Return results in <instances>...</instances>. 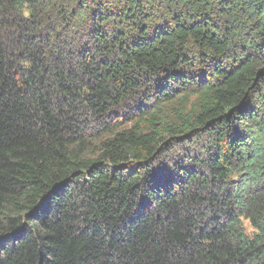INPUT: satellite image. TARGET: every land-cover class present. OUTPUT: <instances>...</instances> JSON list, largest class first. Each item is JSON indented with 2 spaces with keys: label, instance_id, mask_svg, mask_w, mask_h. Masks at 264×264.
Segmentation results:
<instances>
[{
  "label": "trees",
  "instance_id": "trees-1",
  "mask_svg": "<svg viewBox=\"0 0 264 264\" xmlns=\"http://www.w3.org/2000/svg\"><path fill=\"white\" fill-rule=\"evenodd\" d=\"M0 264H264V0H0Z\"/></svg>",
  "mask_w": 264,
  "mask_h": 264
},
{
  "label": "rangeland",
  "instance_id": "rangeland-1",
  "mask_svg": "<svg viewBox=\"0 0 264 264\" xmlns=\"http://www.w3.org/2000/svg\"><path fill=\"white\" fill-rule=\"evenodd\" d=\"M243 225H244L245 230H246L249 234H251L252 231H253V229H252V227L248 224V222L244 221Z\"/></svg>",
  "mask_w": 264,
  "mask_h": 264
}]
</instances>
